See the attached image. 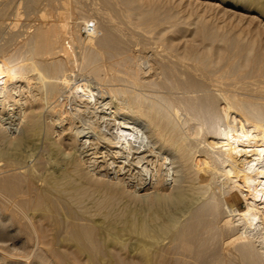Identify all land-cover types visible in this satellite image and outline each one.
Segmentation results:
<instances>
[{
    "label": "rangeland",
    "instance_id": "374dc122",
    "mask_svg": "<svg viewBox=\"0 0 264 264\" xmlns=\"http://www.w3.org/2000/svg\"><path fill=\"white\" fill-rule=\"evenodd\" d=\"M107 1L0 0V94L9 91L11 95L7 98L10 99L9 107L6 104V110L1 113L8 122L9 136H0V264H241L238 247L243 242L234 240L237 230L232 227L235 230L233 233L231 226H235L237 220L231 214V209L246 210L247 200L243 189L230 182L229 173L223 170L226 163L218 157L216 147L212 146L213 141L210 140L212 134H208L209 129L204 124L196 129L197 137H201L198 148L203 145L208 152L201 154L196 151L195 157L198 162L201 161V166L214 169L213 176L200 178L195 185H188L181 193L183 196L174 191L170 194L155 191L152 192L151 201L148 196L130 200L106 187H92L82 196L79 195L78 199L74 196L73 185L81 181L69 172L74 163V148H64L55 142L54 137L44 133L46 105L60 93V86H55L59 93L55 92L51 97L46 98L41 94L46 71L40 68L41 65L37 64L39 58L34 57L29 49L33 32L43 24H62L65 29L62 31L65 50L77 60L66 67L58 78L69 74L72 81L88 79L98 85L95 90L100 87L98 90L104 93L113 88L110 91L116 100L123 99V85L132 77H144L154 85L161 80L171 82L177 66L173 60L175 58L172 59L175 57L172 54L174 50L166 48L167 44L164 43L169 38L165 34L173 36L178 45L184 42L179 38V32L172 31V20L164 17L157 22L158 17H150L146 24L140 23L142 26H138V20L127 6L125 8L124 2ZM174 1L179 3L175 9L178 16L189 20L195 18L197 12L203 13L207 19L221 25H232L240 32L249 30L248 34L258 33L264 42V12H258L254 4H250L252 8L244 9L238 5V0H219V6L209 9L198 5L200 3L197 4L195 0ZM90 22L95 26V34L83 31L84 25ZM163 30L165 33L159 32ZM157 32L159 36L162 34V39L158 38ZM131 35L137 39L134 40L133 36L130 39ZM139 35L147 40L143 42L145 39H138ZM81 47L85 50L91 47L99 49L93 63L102 66L104 77L114 74L110 76L116 75L117 78L99 80L92 74L83 73L81 60L85 50ZM165 56L167 62L172 60V63H166ZM150 64L155 70L152 69L149 76L144 70ZM17 65L25 67L19 69ZM6 66H13V69ZM77 86L71 87L70 91L77 93ZM38 88V102L33 100L29 105L32 103V107H37L43 123L35 131L24 134L18 124V108L14 98L28 94L29 89L34 92L36 89L37 92ZM14 93L21 94L18 96ZM19 136L22 139L18 140ZM112 195L118 197L107 203ZM227 217L231 218L229 226L224 221ZM222 223L227 225L223 226ZM234 255L236 261L231 259L235 258Z\"/></svg>",
    "mask_w": 264,
    "mask_h": 264
},
{
    "label": "bare ground",
    "instance_id": "6f19581e",
    "mask_svg": "<svg viewBox=\"0 0 264 264\" xmlns=\"http://www.w3.org/2000/svg\"><path fill=\"white\" fill-rule=\"evenodd\" d=\"M121 1L124 2L125 8L127 6L134 14L138 26L140 23L146 24L150 17H158L157 22L165 18L173 21L172 31L179 32V38L184 42L178 45L173 36L165 34V37L169 38L168 41L164 40V43L167 44L166 48L174 50L172 54L175 57L172 59L175 58L173 60L177 66L175 70L173 62L171 82L161 80V76L158 85L150 84L144 77L139 79L131 76L132 78L128 80L124 78L127 80L122 89L124 97L122 100H116L110 91L113 88L104 93L98 90L100 87L95 90L98 85L89 82L88 79L81 82L72 81L69 74L58 78L63 71L65 72L66 67L72 66L77 60L65 50L62 37V31L65 29L63 30L62 24L57 22L48 26L44 24L38 26L29 40L31 54L39 58L37 64L46 71L41 94L46 95V98L51 97L55 92L59 93L55 86H60V93L46 105L43 114L46 125L44 133L54 137L55 142L65 146L64 148H74L72 153L74 163L70 166L69 172L71 176L81 179L73 185L74 196L79 198V195L90 191L92 187L115 190L117 194L130 200L148 196L151 201L152 192L155 191L159 194L185 192L188 185H195L196 180L210 178L213 174L212 167L201 166V161L198 162L195 157L196 151H200L201 154L208 152L203 145L202 149L198 148L201 137H197L196 129L201 125L203 127L204 124L207 130L209 129L208 134L209 132L212 134L210 140L213 141L212 146L216 147L218 157H221L228 167L225 165L223 168L219 165L229 173L230 182L243 189L246 198L244 199L247 200L246 210L231 209V214L237 220L234 222L235 226L231 224L233 225L231 229L236 227L237 230L234 240L239 239L241 243L243 242L238 244L240 260L243 264H264V42L261 36L254 32L248 34L249 30L246 33L240 32L232 25H221L199 12L195 18L189 20L178 16L175 9L179 3H175L174 0ZM195 1L209 9L219 6V0ZM257 1L237 2L244 9L252 8L249 6L254 4L258 12H264V2ZM189 30L190 34L187 33ZM159 32L158 38H161L162 34L159 36ZM134 35L129 38L133 36L136 40L135 36L138 35ZM139 36L138 39L143 38ZM95 49L91 47L83 51L85 52L83 56L81 55L83 59L80 56L83 73L92 74L99 80L106 79L107 76L102 75V72L104 73L102 66L95 64L97 59L95 63L92 61L99 52V49ZM166 56V63H172V60L167 62ZM6 67L2 68L13 69V66ZM21 67L25 66L17 65V68ZM152 69L153 66L150 64L144 73L150 76L152 75L150 71L155 70ZM110 75L108 79L116 77ZM75 85H78L77 93L70 91ZM38 90L39 88L34 92L29 89L28 94L21 96H19L21 93H14L19 94L18 98H13L18 108L16 110L18 124L24 134L30 130L35 131L43 123L37 107L33 108L32 103L29 105L30 101L38 100L37 96L40 95ZM119 90L118 88L117 91ZM8 92L0 94V136L3 137L8 135V122L1 115L10 105V99L7 98L11 95ZM40 102L42 104V101ZM6 104L8 106L5 108ZM205 129L203 130L207 133ZM20 139L22 136L18 137V140ZM115 197L118 196H109L106 202H111ZM230 219L227 217L225 223ZM236 256L231 259H236ZM148 259L147 257L146 261Z\"/></svg>",
    "mask_w": 264,
    "mask_h": 264
},
{
    "label": "built area",
    "instance_id": "2783aa9c",
    "mask_svg": "<svg viewBox=\"0 0 264 264\" xmlns=\"http://www.w3.org/2000/svg\"><path fill=\"white\" fill-rule=\"evenodd\" d=\"M86 34H92L95 32V26L92 22L87 23L84 25V30H83Z\"/></svg>",
    "mask_w": 264,
    "mask_h": 264
}]
</instances>
